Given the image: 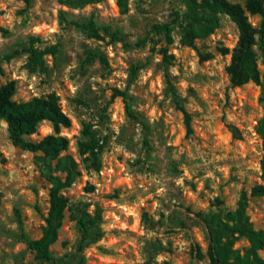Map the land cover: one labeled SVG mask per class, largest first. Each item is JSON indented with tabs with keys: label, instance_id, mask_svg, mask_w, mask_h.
<instances>
[{
	"label": "rangeland",
	"instance_id": "1",
	"mask_svg": "<svg viewBox=\"0 0 264 264\" xmlns=\"http://www.w3.org/2000/svg\"><path fill=\"white\" fill-rule=\"evenodd\" d=\"M65 1L0 0V85L15 82L16 102L51 92L58 97L70 121L59 131L68 141L64 154L78 172L61 190L68 205L49 247L52 261L37 260L24 240L40 235L47 177L62 175L54 161L12 146L0 120V264H210L206 228L195 214L232 210L241 192L252 228L264 229V196L248 195L260 183L259 43L252 47L259 85L231 87L225 68L238 32L227 16L219 15L218 28L195 42L210 56L201 60L178 43L183 0H126L122 9L114 0L76 9ZM173 11L179 20L166 44L150 27ZM89 20L99 39L87 35ZM248 21L258 28V17ZM30 48L44 53L42 68L27 64ZM88 53L105 64L86 61ZM113 88L127 89L134 120L120 98H111ZM51 133L41 121L27 139ZM81 212L95 217L86 237ZM246 246L242 238L234 242L239 251ZM258 255L264 259V251Z\"/></svg>",
	"mask_w": 264,
	"mask_h": 264
},
{
	"label": "trees",
	"instance_id": "2",
	"mask_svg": "<svg viewBox=\"0 0 264 264\" xmlns=\"http://www.w3.org/2000/svg\"><path fill=\"white\" fill-rule=\"evenodd\" d=\"M241 1L242 3L239 4L227 0H183L185 10L181 18L183 26L178 40L181 46L195 50L201 60H207L210 56L200 54L195 42L206 38L218 28L219 15L227 16L238 32L237 44L231 50L229 63L225 68L231 87H238L247 82L259 85V73L252 56V47L256 42L259 43L264 53V0ZM100 2L102 0H66L65 4L69 8L76 9ZM125 2L126 0H114L115 5L121 9ZM248 16L258 17V28L251 26ZM170 17L167 22L152 24L150 27L151 31L162 35L166 44L171 43L170 33L179 20L176 11L171 12ZM85 28L90 38H100L91 20L86 23ZM4 32L5 30L0 28V33ZM221 52L222 54L228 53L226 49H222ZM27 53V64L32 68L37 66L42 68L41 57L44 53L32 48L28 49ZM92 59H98L105 64L102 57L88 53L86 61ZM137 70L138 67L131 69L132 78ZM14 92V81L0 85V120L5 124L9 142L22 151L32 154L39 153L48 160L54 161V170L62 175L61 177L57 175L47 177V209L40 235L36 239L24 240L25 247L33 253L35 259L52 261L49 247L57 239L58 230L64 218V210L68 205V200L61 194V190L69 187L78 175L76 164L70 156L64 154L68 141L59 135L60 129L68 128L70 121L62 113L58 97L54 93L32 97L24 102H16L12 100ZM261 93L263 113L254 128L262 148L258 163L260 183L254 184L249 189L248 195L253 198L264 196V84L261 87ZM111 98H120L125 116L132 120L135 119L126 88L124 90L113 88ZM180 111L184 130L186 134H189L188 115L184 110ZM41 121L49 123L52 133L36 141L28 140L27 138L35 133ZM246 205L247 196L241 192L232 210L195 214V217L200 219L206 228V253L210 264H264V259L258 255L260 251H264V229L252 228L246 215ZM88 217V214L81 212L78 219V224L85 237L88 234L89 224H92L95 218ZM240 238L245 240L247 246L239 251L234 248V242Z\"/></svg>",
	"mask_w": 264,
	"mask_h": 264
}]
</instances>
